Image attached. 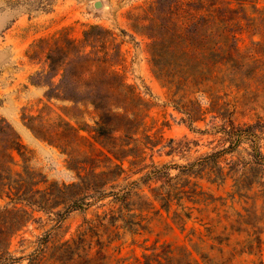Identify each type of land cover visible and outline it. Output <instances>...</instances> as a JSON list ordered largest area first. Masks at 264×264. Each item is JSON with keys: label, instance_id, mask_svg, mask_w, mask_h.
Segmentation results:
<instances>
[{"label": "trees", "instance_id": "1", "mask_svg": "<svg viewBox=\"0 0 264 264\" xmlns=\"http://www.w3.org/2000/svg\"><path fill=\"white\" fill-rule=\"evenodd\" d=\"M127 18L132 30L147 38L152 72L165 88L168 104L182 114L188 126L193 129L195 123L205 121L208 116L222 122L221 128L227 134L224 142L229 145L209 155L201 170L209 169L206 177L211 183L222 184L232 179V190L228 194L232 203L242 200L247 203L254 185L246 181L243 167L232 164L227 169L220 161L223 154L233 152L241 144L244 129L235 124L238 102L235 95L243 91L244 95L258 97L264 92V0H149L130 11ZM36 47L46 53L42 69L29 78L30 83L45 88L44 97L48 103L56 100L72 103L73 107L91 106L97 116L94 126H75L68 122L67 132H62L67 140H71L69 142L80 137L90 148L84 161L88 166L78 172L79 181L69 186L63 184L64 188L79 191L72 199L60 196L50 199L51 203H44V199L36 201L39 207L47 204L54 208L62 204L67 207L66 215L82 208L79 201L84 200L89 191L96 192L118 178L125 171L123 163L129 156L144 161L146 149H153L156 145L153 137L158 133L150 134L154 126H148L146 118L152 105L134 84L128 82L123 69L122 41L112 29L91 25L79 40L68 34L52 35L40 39ZM38 77L47 78V81H35ZM48 103L43 108H50ZM65 114L75 117L68 111ZM35 118L26 117L27 120ZM28 126L38 138L48 140L31 124ZM5 130L3 164L7 175L1 177L0 198H8L14 203L27 200L30 192H41L34 188L46 181L30 184L28 179L38 173L27 164L26 147L8 123ZM81 130H87L93 140L78 136ZM96 142L102 148H96ZM14 151L24 162L23 171L16 173L19 178L16 180L12 179L10 168L11 164L15 165ZM100 166L106 170L97 172ZM146 176L149 175L141 179ZM192 177L204 178L205 175L201 171H182L175 177L176 182L152 188L159 195H154L152 200L146 198L135 209L130 207L127 197H117L113 200L119 204L116 209L96 213L94 218H84L71 238L52 247L49 254L39 253L29 264H42L43 260L46 264H219L216 257L201 255V262L195 256L194 252L200 253L201 249L193 240V230L186 235L189 243L156 239L148 245L149 238H145L140 245L143 248L140 256L121 255L120 244L110 252L112 244L121 238V230L124 234L142 235L148 229L153 220L148 213L155 209V202L160 203V208L154 213L163 217L161 209H164L168 214L164 221L171 230L174 227L167 221L168 217L182 232L185 231L187 219L192 217L195 208L186 204L201 202L200 185ZM51 189L64 194L58 185ZM174 202L181 211H172ZM19 210L28 213L22 208ZM245 210L246 214L235 211L236 219L230 215L225 217L239 226L251 224L248 221L254 212ZM30 218V215L23 217L21 226ZM230 225L234 231H247ZM252 233H258L253 238L256 245L247 247L244 252L260 254V231L249 234ZM2 234L8 235V231ZM225 249L217 248L219 255H225Z\"/></svg>", "mask_w": 264, "mask_h": 264}, {"label": "rangeland", "instance_id": "2", "mask_svg": "<svg viewBox=\"0 0 264 264\" xmlns=\"http://www.w3.org/2000/svg\"><path fill=\"white\" fill-rule=\"evenodd\" d=\"M96 1L0 0V181L3 175H7L3 164L7 123L26 147L27 164L38 173V176L28 179L30 184L38 180L46 181L34 188L41 192H30L27 200L13 203L8 198H0V256L3 252L5 256V260L0 258V264L3 261H6L4 264H29L39 253L44 251L49 254L52 247L71 238L84 218H94L96 213L116 209L119 204L113 200L117 197H127L130 207L135 209L146 198L152 200L154 195H159L152 188L176 182L175 177L188 170L201 171L205 177H192L199 183L198 190L202 194L199 204H186L195 207L192 217L187 219L186 230L182 232L168 217L167 221L174 227L171 230L164 221L167 212L161 209L163 217L154 213L160 208V203L155 202V209L148 213L153 218L148 229L142 235L124 234L121 230V238L112 244L110 252L120 244L121 255L140 256L143 252L140 245L145 238H149L148 245L156 239L189 243L186 235L193 230V240L201 249L200 253L194 254L201 262V255H208L216 257L219 264H264V92L254 97L241 91L231 97L235 95L238 101L235 124L244 130L239 147L223 154L220 165L227 169L232 164L243 167L246 181L254 185L247 203L242 200L233 204L228 195L233 180L228 179L222 184L211 183L206 177L209 169L201 170L209 155L229 145V142H224L227 134L221 128L222 122L208 116L205 121L195 123L193 129L188 126L182 114L168 104L166 90L152 72L147 38L135 33L130 26L128 13L149 0H100L102 5L99 7H96ZM91 25L112 29L122 41L125 75L128 82L134 84L152 105L146 122L148 126H154L150 134H158L153 137L156 143L153 149H146L144 161L129 156L123 163L125 171L118 178L96 192L89 191V195L79 201L82 208L64 215L66 206L61 204L51 208L44 204L45 207H39L36 201L44 199V203H51L50 199L60 196L72 199L79 191L77 188H64L63 184L69 186L79 181L78 172L88 166L84 161L90 148L83 138L69 142L71 140H67L62 132H67L68 122L75 126H94L97 116L91 106L73 107L72 103L56 100L48 103L44 97L45 88L32 85L29 78L43 66L46 51L36 47L40 39L68 34L79 40ZM34 79L43 83L47 81V78ZM46 103L50 108H43ZM65 111L74 113L75 117L66 115ZM26 117L37 118L27 120ZM28 124L49 141L38 138ZM248 126L252 127L248 129ZM78 136L91 139L87 130L79 131ZM95 147L102 148L97 142ZM13 156L15 165L11 164L10 168L12 179L16 180L19 179L16 173L23 171L24 162L17 151L13 152ZM104 170L105 167L100 166L97 172ZM146 174L149 176L141 179ZM56 185L64 188V194L52 192L51 187ZM48 187L50 190H46ZM20 208L28 213L20 211ZM175 209L181 211L174 202L172 211ZM245 209L254 212L248 221L251 224L239 226L225 217H232L235 211L246 214ZM28 215L31 217L29 222L21 226L22 218ZM230 224H234L235 229L247 231H234ZM7 231L8 235L2 234ZM256 231H260L262 239L261 253L244 252L247 247L256 245L253 238L258 233L249 234ZM219 247L226 248L224 256L219 255ZM46 263L43 260L42 264Z\"/></svg>", "mask_w": 264, "mask_h": 264}, {"label": "water", "instance_id": "3", "mask_svg": "<svg viewBox=\"0 0 264 264\" xmlns=\"http://www.w3.org/2000/svg\"><path fill=\"white\" fill-rule=\"evenodd\" d=\"M96 7H99L102 5V2L100 0H97L96 3H95Z\"/></svg>", "mask_w": 264, "mask_h": 264}]
</instances>
